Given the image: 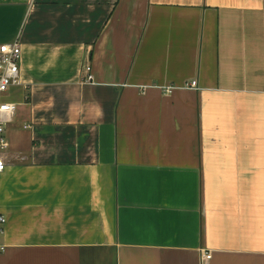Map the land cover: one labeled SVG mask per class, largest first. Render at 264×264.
Returning a JSON list of instances; mask_svg holds the SVG:
<instances>
[{
	"label": "crops",
	"instance_id": "obj_1",
	"mask_svg": "<svg viewBox=\"0 0 264 264\" xmlns=\"http://www.w3.org/2000/svg\"><path fill=\"white\" fill-rule=\"evenodd\" d=\"M16 40L0 264H264V0H0Z\"/></svg>",
	"mask_w": 264,
	"mask_h": 264
},
{
	"label": "built area",
	"instance_id": "obj_2",
	"mask_svg": "<svg viewBox=\"0 0 264 264\" xmlns=\"http://www.w3.org/2000/svg\"><path fill=\"white\" fill-rule=\"evenodd\" d=\"M21 47L20 43L16 40L11 44H1L0 45V173L6 168L5 157L6 152L9 148V143L6 137V127L10 124L13 119L17 109V105L12 103H7L2 101L3 95L11 87L15 85H20V62H21ZM86 77L84 82L90 84L93 83V77L91 75L90 66H85ZM189 89H197V82L192 81L190 85L187 86ZM171 88L164 89L165 94L171 93ZM24 129H28V126H24ZM6 219L5 216L0 214V235L2 234L1 227L4 225ZM4 249L0 247L2 252ZM205 260H210L211 255L209 253L202 254Z\"/></svg>",
	"mask_w": 264,
	"mask_h": 264
}]
</instances>
